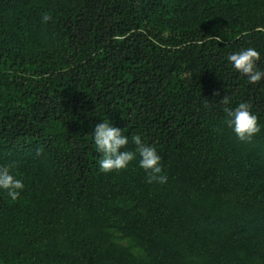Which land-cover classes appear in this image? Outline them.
Listing matches in <instances>:
<instances>
[{"label":"trees","instance_id":"obj_1","mask_svg":"<svg viewBox=\"0 0 264 264\" xmlns=\"http://www.w3.org/2000/svg\"><path fill=\"white\" fill-rule=\"evenodd\" d=\"M249 47L264 71V0H0V165L24 183L0 189V264H264V79L227 59ZM103 122L167 182L138 153L103 172Z\"/></svg>","mask_w":264,"mask_h":264},{"label":"clouds","instance_id":"obj_2","mask_svg":"<svg viewBox=\"0 0 264 264\" xmlns=\"http://www.w3.org/2000/svg\"><path fill=\"white\" fill-rule=\"evenodd\" d=\"M52 19L50 13H44L42 16V21L45 23ZM227 59L235 70L248 78L250 83L256 84L264 79V71L257 67L260 53L255 48L249 47L229 54ZM214 95L218 96L219 93ZM220 103L224 105L226 123L233 128L239 139L250 141L261 131L259 118L253 114L251 103L241 102L237 107L232 108L228 106L230 103L228 96L220 100ZM208 106L209 101L206 100L205 107ZM93 137L98 151L102 153L99 167L103 172L126 169L136 159L138 153L140 156L139 166L147 173V182L161 184L167 182V176L163 174L162 157L158 154L155 146L143 143L139 135L132 137L136 145L135 151L127 150L128 137L123 135L121 129L111 126L108 122L96 125ZM14 167V164L0 165V189L6 190L13 201L19 198L20 192L24 188L23 181L12 174Z\"/></svg>","mask_w":264,"mask_h":264}]
</instances>
